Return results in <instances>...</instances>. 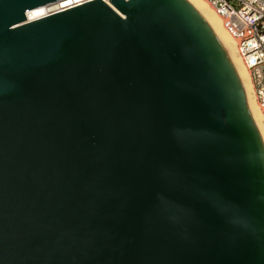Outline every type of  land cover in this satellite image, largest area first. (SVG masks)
Wrapping results in <instances>:
<instances>
[{
    "label": "water",
    "instance_id": "95a60500",
    "mask_svg": "<svg viewBox=\"0 0 264 264\" xmlns=\"http://www.w3.org/2000/svg\"><path fill=\"white\" fill-rule=\"evenodd\" d=\"M0 0V264H264V142L189 0Z\"/></svg>",
    "mask_w": 264,
    "mask_h": 264
},
{
    "label": "built area",
    "instance_id": "2783aa9c",
    "mask_svg": "<svg viewBox=\"0 0 264 264\" xmlns=\"http://www.w3.org/2000/svg\"><path fill=\"white\" fill-rule=\"evenodd\" d=\"M53 14L90 0H66L67 6L58 8ZM109 5L108 0H102ZM223 18L226 31L233 37L238 55L249 72L255 100L264 115V0H206Z\"/></svg>",
    "mask_w": 264,
    "mask_h": 264
},
{
    "label": "bare ground",
    "instance_id": "6f19581e",
    "mask_svg": "<svg viewBox=\"0 0 264 264\" xmlns=\"http://www.w3.org/2000/svg\"><path fill=\"white\" fill-rule=\"evenodd\" d=\"M192 5L200 12V14L204 17L219 42L223 46L230 60L232 61L236 72L240 78L242 83V87L244 90V94L246 97V101L248 104L249 111L252 115L254 123L261 135L262 142H264V115H262L261 109L258 107L254 89L252 86V82L250 79V75L244 64L242 63L233 37L226 31L223 24V18L218 15L215 9L206 1V0H189ZM70 2L66 0H62L58 2V8L67 6ZM55 5L53 3L43 5L40 7H36L27 11L26 19L27 20H35L37 18L43 17L47 15L50 11H52Z\"/></svg>",
    "mask_w": 264,
    "mask_h": 264
}]
</instances>
